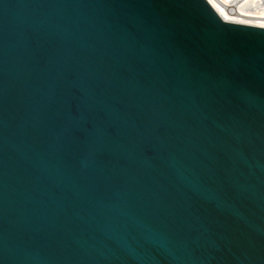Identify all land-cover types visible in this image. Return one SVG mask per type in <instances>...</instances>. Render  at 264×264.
I'll use <instances>...</instances> for the list:
<instances>
[{"label": "water", "instance_id": "obj_1", "mask_svg": "<svg viewBox=\"0 0 264 264\" xmlns=\"http://www.w3.org/2000/svg\"><path fill=\"white\" fill-rule=\"evenodd\" d=\"M0 264H264V28L0 0Z\"/></svg>", "mask_w": 264, "mask_h": 264}, {"label": "bare ground", "instance_id": "obj_2", "mask_svg": "<svg viewBox=\"0 0 264 264\" xmlns=\"http://www.w3.org/2000/svg\"><path fill=\"white\" fill-rule=\"evenodd\" d=\"M207 2L227 22L264 28V0H207ZM247 6H252V9Z\"/></svg>", "mask_w": 264, "mask_h": 264}, {"label": "built area", "instance_id": "obj_3", "mask_svg": "<svg viewBox=\"0 0 264 264\" xmlns=\"http://www.w3.org/2000/svg\"><path fill=\"white\" fill-rule=\"evenodd\" d=\"M251 7V8H250ZM247 8L252 9V6H247Z\"/></svg>", "mask_w": 264, "mask_h": 264}]
</instances>
